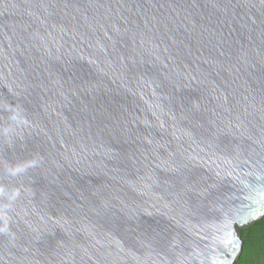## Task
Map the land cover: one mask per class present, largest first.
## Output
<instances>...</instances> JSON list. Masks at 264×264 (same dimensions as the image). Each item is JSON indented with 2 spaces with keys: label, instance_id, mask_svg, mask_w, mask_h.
Here are the masks:
<instances>
[{
  "label": "water",
  "instance_id": "1",
  "mask_svg": "<svg viewBox=\"0 0 264 264\" xmlns=\"http://www.w3.org/2000/svg\"><path fill=\"white\" fill-rule=\"evenodd\" d=\"M264 216V0H0V264H235Z\"/></svg>",
  "mask_w": 264,
  "mask_h": 264
},
{
  "label": "trees",
  "instance_id": "2",
  "mask_svg": "<svg viewBox=\"0 0 264 264\" xmlns=\"http://www.w3.org/2000/svg\"><path fill=\"white\" fill-rule=\"evenodd\" d=\"M243 251L235 264H264V216L240 231Z\"/></svg>",
  "mask_w": 264,
  "mask_h": 264
}]
</instances>
